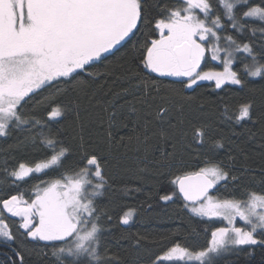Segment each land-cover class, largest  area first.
Returning a JSON list of instances; mask_svg holds the SVG:
<instances>
[{"label": "snow or ice", "instance_id": "6c2138e0", "mask_svg": "<svg viewBox=\"0 0 264 264\" xmlns=\"http://www.w3.org/2000/svg\"><path fill=\"white\" fill-rule=\"evenodd\" d=\"M203 82L236 86L239 99L211 110L186 94ZM257 83L264 0H0V138L16 137L0 147V264H129L104 241L113 216L97 201L143 194L151 209L150 183L165 206L224 224L201 247L173 237L158 252L129 229L138 261L221 264L244 253L264 264V160L240 163L248 155L233 140L254 138L249 124L264 134ZM28 149L39 159H17ZM29 178L38 183L26 195L18 189ZM121 213L122 226L138 215Z\"/></svg>", "mask_w": 264, "mask_h": 264}, {"label": "trees", "instance_id": "16d2710c", "mask_svg": "<svg viewBox=\"0 0 264 264\" xmlns=\"http://www.w3.org/2000/svg\"><path fill=\"white\" fill-rule=\"evenodd\" d=\"M123 51V50H122ZM131 53L126 59H130ZM114 59V58H110ZM217 62L213 63L215 65ZM211 66V65H210ZM125 67H128L126 64ZM118 71H123L119 69ZM174 79V78H169ZM111 84V81H109ZM108 85L105 86L107 90ZM250 87H254L259 90L264 87L262 84H253ZM228 90H216L213 91V85L210 82H203L202 86L192 90H187L186 94L197 96L198 99H202L206 102L209 109L215 110L223 107L224 103L232 104L235 100L239 99V96L234 95L237 92L236 86H226ZM113 91H119V82L113 86ZM244 95V93H241ZM131 96L124 97L118 100V103H123L124 100H132ZM253 132L256 133L254 138L248 139V134L245 132L243 136L233 137L236 145H239L244 149L248 155L247 161L240 160V163H247L253 168H258L262 160H264V153L261 152V144L264 143V134L260 131L259 125H247ZM237 131H243L237 128ZM69 137L73 135L72 127H68ZM225 134L230 135V131L225 128ZM16 137L9 138L7 142H3V138H0V147L7 148L9 144H14ZM155 143V141H153ZM17 159L22 161H31L39 159V155L35 154L32 149L16 153ZM3 158V154L0 153V159ZM76 158L70 157L66 162L65 168L70 170L75 166ZM67 174V173H66ZM41 179H49V176L43 174H34ZM58 172L51 173V176H58ZM38 183V179L29 178L26 183H22L18 191L24 192L26 195L30 194L33 190V185ZM121 183L120 178L113 183V187H119ZM17 189H13V193ZM145 192L152 193V208L147 209V205L144 203V195L138 194L135 197L122 198L119 193L113 195L109 193L103 197L98 198L99 207L103 211H107L113 216L111 222V231L104 234V241L112 248L113 251H120L122 255H127L129 264H145L147 257L138 261V256H144L143 253H136L135 251L128 249V241L125 237L128 236L129 229L133 233H140L148 237L150 243L148 247L152 252H158L161 249L167 247L172 242L173 237L177 238L182 244H187L191 247H201L206 244L210 238V232L213 226H223V222L216 219L210 222L201 220L197 217H192L186 211H180L176 205L165 206L163 202L158 200V196L164 194L163 191H157L154 184H148L145 188ZM223 192V190H222ZM127 208L137 209L138 215L134 217V223L131 226H122L118 224V216L121 210H127ZM11 223V221H9ZM207 229V231H205ZM155 241V243H151ZM31 247V245H29ZM6 248L0 246V259H4V252ZM259 249H256L254 254L256 259L259 260ZM10 254V253H9ZM248 257L244 253L239 254H226L221 260V264H247Z\"/></svg>", "mask_w": 264, "mask_h": 264}, {"label": "rangeland", "instance_id": "374dc122", "mask_svg": "<svg viewBox=\"0 0 264 264\" xmlns=\"http://www.w3.org/2000/svg\"><path fill=\"white\" fill-rule=\"evenodd\" d=\"M213 63H215V62H213ZM224 223V222H223ZM237 223H238V226L240 225V224H242V222H240V221H237Z\"/></svg>", "mask_w": 264, "mask_h": 264}]
</instances>
